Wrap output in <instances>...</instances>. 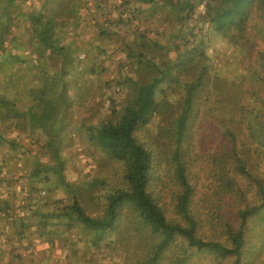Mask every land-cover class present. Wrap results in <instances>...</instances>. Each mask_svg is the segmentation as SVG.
<instances>
[{
	"label": "rangeland",
	"instance_id": "obj_1",
	"mask_svg": "<svg viewBox=\"0 0 264 264\" xmlns=\"http://www.w3.org/2000/svg\"><path fill=\"white\" fill-rule=\"evenodd\" d=\"M64 1L67 8L55 17L56 23L63 25L64 41H77L85 49L79 56L81 67L65 73L66 98L61 97V92L56 94L61 85L54 80V67L60 68L48 57L49 49L42 53L44 44L36 20H45L50 12L60 10ZM122 1L0 0V264H131L129 247L122 255L124 244L109 241L106 245L100 241L96 246L92 231L74 217L68 222L69 227L58 217L62 210L70 211L76 191L88 214H101L106 194L122 186L124 165L97 144L92 129L101 121L118 117L131 97L126 78L137 63L132 66L116 37L104 35L94 21L96 18L98 22L108 20L114 24L119 12L127 9L129 13L136 5L134 0L127 5ZM72 4L75 16L70 12ZM158 6L156 10L142 9L128 29L138 23L134 35L144 33L164 42L170 33L168 27H177L179 22L172 0H158ZM199 8L205 12L204 1ZM208 27L206 39L211 38L212 44L208 39L204 57L196 60L200 69H205L203 85L195 95L200 108L196 124L204 132L213 125L211 115H226V109L216 108L223 106L224 95L227 96L221 90V85L226 84L223 62H234L236 57L235 62L238 60L241 68L245 66V88L255 85L253 73L255 77L257 73L264 76V20L259 5L249 8L242 32L231 28L217 34ZM110 28L113 30L114 26ZM157 30H161L160 35ZM241 46L246 53L239 51ZM99 50L106 51L105 57H96ZM196 66L194 75L200 71ZM147 72L141 66L134 76L143 80ZM189 82V75H185L172 83L160 113L136 131L137 138L155 153L152 184L165 202H169L173 186L171 156L176 146L169 133L175 126L169 107L179 106L183 85ZM205 97H210V101H205ZM211 107L215 113L211 110L208 114ZM204 151L195 150L199 194L211 179L210 159ZM249 153L252 169L260 172L258 160ZM57 163H62V177L54 171ZM62 178L66 183H62ZM192 260L191 264H206L202 257Z\"/></svg>",
	"mask_w": 264,
	"mask_h": 264
},
{
	"label": "trees",
	"instance_id": "obj_2",
	"mask_svg": "<svg viewBox=\"0 0 264 264\" xmlns=\"http://www.w3.org/2000/svg\"><path fill=\"white\" fill-rule=\"evenodd\" d=\"M203 1L204 13L199 8ZM122 2L127 5L129 0ZM134 2L136 5L129 13L121 9L114 24L94 18L104 35L116 37L131 65L137 63L126 78L131 88L128 104L118 117L92 128L97 144L124 165L122 186L106 194L101 214L91 215L79 203L77 188L68 184L76 193L69 204L70 211L62 210L58 217L67 224L74 217L92 231V243L96 246L100 241L106 245L109 241L124 244L122 255L129 247L131 264H191L194 257H202L206 264H264V76L257 73L255 77L253 73L255 85L245 88L248 78L242 74L245 66L241 68L238 60L235 62L236 57L234 62H223L226 71L223 80L227 85L222 84L221 90L227 96L224 95L223 106L219 104L216 108L226 109V115L221 118L211 115L213 125L210 122L209 131H200L196 124L200 108L195 96L205 75V69H200L196 60L204 57L208 39L212 44L211 38L206 39L205 27L217 34L231 28L242 32L253 4L259 5L264 20V0H172L179 26L168 27L170 33L164 42L144 33L134 35L138 23L128 29L142 9H159L158 0ZM73 6L70 12L75 16ZM59 8L46 15L45 20H36L44 44L42 53L49 49L48 57L60 68L54 67V80L61 85L56 94L61 92V97L66 98L65 73L81 67L79 56L85 49L77 41H64L63 25L56 23L55 17L64 14L67 2H62ZM156 32L161 34V30ZM239 51L245 52V47L241 46ZM105 54V50H99L96 57ZM196 65L200 71L194 75ZM141 66L148 72L143 80H137L134 73ZM185 75H189L191 82L183 85L182 101L177 107H169L175 124L169 133L176 146L171 156L173 186L169 202H165L152 184L155 153L137 138L136 131L160 113L169 96L167 90ZM235 79L236 83L231 82ZM204 100L209 102L210 97ZM214 109L208 108L207 113ZM196 149L205 150L203 154L210 159L211 179L201 194L194 167ZM249 152L258 160L260 172L252 169ZM62 168V163L54 165L60 177ZM62 183H66L63 178Z\"/></svg>",
	"mask_w": 264,
	"mask_h": 264
}]
</instances>
